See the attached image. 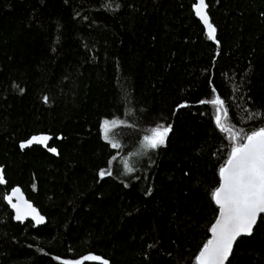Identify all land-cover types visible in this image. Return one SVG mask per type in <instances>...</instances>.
<instances>
[{"label": "trees", "instance_id": "16d2710c", "mask_svg": "<svg viewBox=\"0 0 264 264\" xmlns=\"http://www.w3.org/2000/svg\"><path fill=\"white\" fill-rule=\"evenodd\" d=\"M195 4L0 0V264H197L239 141L201 101L233 132L264 127V0H206L217 44ZM32 136L51 139L21 148ZM17 187L46 225L13 221ZM227 264H264V218Z\"/></svg>", "mask_w": 264, "mask_h": 264}, {"label": "snow or ice", "instance_id": "6c2138e0", "mask_svg": "<svg viewBox=\"0 0 264 264\" xmlns=\"http://www.w3.org/2000/svg\"><path fill=\"white\" fill-rule=\"evenodd\" d=\"M195 14L203 22L207 29L209 40L216 41L214 25L210 22L205 9L207 8L206 0H198L194 5ZM218 43V41H216ZM213 91H215L213 89ZM47 101V97L44 98ZM201 103H210L215 106V121L217 127L222 132H232V144L227 159L219 168L220 183L211 193V197L218 206L219 215L212 224L210 231L211 239L201 248L199 254L195 257L197 264H226L234 243L242 235H252L254 227L261 218H264V127L253 130L250 133L233 132L230 125L222 122L221 111L225 120L227 119V109L224 108L225 102L216 96L212 100L201 101ZM184 105H181L183 107ZM117 121L105 120L103 122L104 138L109 140V125L116 124ZM171 126L157 125L150 130V134L144 136L145 147L156 149L166 143ZM49 136H32L25 143L20 145L21 148L28 147L33 143L45 144L50 140ZM113 148H118L117 143H112ZM49 151L56 153L55 148ZM124 167L127 172L131 173L134 169L125 161ZM111 170H101L99 176L111 175ZM5 183L3 170L0 169V184ZM20 190L14 188L13 194ZM11 203V196H5ZM16 218L22 219L18 206ZM31 208V205H28ZM35 212V209H32ZM38 216V214H37ZM35 218V217H34ZM43 221V217H38L37 222ZM99 261L101 264H108L98 256H86L84 260ZM77 264H80L78 261Z\"/></svg>", "mask_w": 264, "mask_h": 264}, {"label": "water", "instance_id": "95a60500", "mask_svg": "<svg viewBox=\"0 0 264 264\" xmlns=\"http://www.w3.org/2000/svg\"><path fill=\"white\" fill-rule=\"evenodd\" d=\"M196 3H198V0H195ZM206 12H208V7L205 9ZM194 14H195V7H194ZM208 15V13H207ZM195 17L200 21V23L203 25V27L205 28V31L207 33V29L205 27V25L203 24V22L199 19V17L196 16L195 14ZM209 17V16H208ZM213 41V40H212ZM215 44H217L216 41H213ZM18 188V187H17ZM20 191L18 193H15L13 194V192L11 191L10 194L8 196H11V203L7 200L8 202V205H9V209L10 211L12 212L13 214V221L15 223H19V224H24L26 223L27 221H30L33 223L34 227H40V226H44L46 225V219L45 217H43L41 215V213L39 212V210L37 208H35L33 206V204L31 202H29L26 198V196L23 194L22 190L20 188H18ZM215 203V202H214ZM12 204H16L18 206V209H19V212H20V215L22 216V219H17L16 218V215H17V208H13L12 207ZM28 205H31V208L28 207ZM216 205V204H215ZM217 206V205H216ZM218 207V206H217ZM35 209V212L32 211V209ZM38 214V216H37ZM218 215H219V209H218ZM35 217V218H34ZM38 217H43V221L41 222H37L38 220ZM255 228V227H254ZM254 230V229H253ZM210 235L212 237V233L210 231ZM243 237H249L248 235H242L240 236L236 242L240 239V238H243ZM211 239V238H210ZM236 242L234 243L233 245V248H232V252L228 258V260L226 261V264L228 263L232 253H233V250H234V247H235V244Z\"/></svg>", "mask_w": 264, "mask_h": 264}, {"label": "rangeland", "instance_id": "374dc122", "mask_svg": "<svg viewBox=\"0 0 264 264\" xmlns=\"http://www.w3.org/2000/svg\"><path fill=\"white\" fill-rule=\"evenodd\" d=\"M109 127H111V126H109ZM46 143H47V141H46ZM46 143L45 144L33 143V144H39V145L45 146ZM139 156H140V153H137L135 155L129 156L128 159H127V162H133L134 163V160L137 159Z\"/></svg>", "mask_w": 264, "mask_h": 264}]
</instances>
